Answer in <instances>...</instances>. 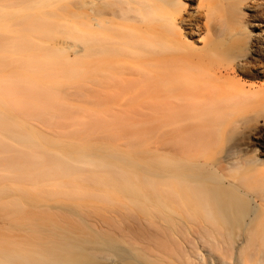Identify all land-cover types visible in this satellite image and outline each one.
<instances>
[{"label": "bare ground", "instance_id": "obj_1", "mask_svg": "<svg viewBox=\"0 0 264 264\" xmlns=\"http://www.w3.org/2000/svg\"><path fill=\"white\" fill-rule=\"evenodd\" d=\"M50 3L36 6L49 10ZM84 6L86 46L75 54L87 53L91 81L109 95L115 86L120 94L124 82L153 88L155 126L165 117L172 159L74 157L58 145L36 152L55 143L42 134L109 127L102 116L88 120L83 102L62 96L75 85L53 62H42L43 51L67 53L71 46L46 44L45 34L36 33L44 26L30 24L24 33L5 26L13 36L0 44V131L16 135L0 138V148L8 147L0 165L9 171L0 264H264V119L250 128V142H236L213 162L203 159L201 147L204 131L225 129L229 103L240 94L226 75L264 78V0H86ZM33 7V14L40 11ZM40 93L52 99L32 97ZM234 158L245 160L243 169L229 176ZM42 160L51 164L43 176L23 171L14 179L12 162ZM99 165L113 174L70 173Z\"/></svg>", "mask_w": 264, "mask_h": 264}, {"label": "rangeland", "instance_id": "obj_2", "mask_svg": "<svg viewBox=\"0 0 264 264\" xmlns=\"http://www.w3.org/2000/svg\"><path fill=\"white\" fill-rule=\"evenodd\" d=\"M54 1H57V7L54 6ZM62 1L63 2H61V0H0V44H4V41L9 38L8 35H10V37L13 36L12 33L8 34L6 27H9L13 32L24 33V30L31 24L33 28L44 26V32L37 31L36 33L40 35L45 34L42 38H44L43 41L46 44L49 43L53 46L60 41L62 42L60 44H65H63L62 47L71 46L72 50H68L67 53H60L61 55L58 51L50 49H48V51H43L44 53L40 55L41 59L43 58L42 62H53L55 64L53 67L56 70L62 73H67L69 75L67 80L71 81L70 83L75 86H73L74 88L72 89L71 95L64 93L62 96L69 99L71 102H83L88 110L87 119L94 121L102 116L101 118L104 119L103 122L108 125L109 129L96 131L90 129H84L82 131L75 130L61 136L56 134H42L40 135L41 138L53 140L56 144H43L40 148H36L35 151L37 152L39 149L40 152H48L46 149L51 148L49 146L58 145V147L71 151V154L74 157L78 156L80 153L91 154L98 152L97 154H114L119 157H126L136 161L149 163L170 161V159H172L170 148L168 146L170 137L168 128L164 125L166 123L165 117H162L161 115L162 120H158L157 117V121L159 122L158 125L156 124L155 126L153 115V107L155 105L152 94L153 88L148 84L124 82L119 85L120 94L115 92V89H117L115 86L113 88V94L109 95L107 94V88L104 85L99 83L94 84L89 75L87 53L83 51L81 55L75 54L76 49L81 50V46L85 49L86 46L87 15L85 13L86 7L84 6L86 0ZM40 2L41 4L39 5L38 3ZM44 2L47 3V9L50 2H54V5L50 3L53 5L50 6V8H52L49 10L45 8V10L44 8H40ZM36 3L40 7L38 5L37 7ZM33 4L38 10L40 8V11H35V14H33L35 9ZM32 8L34 9L32 10ZM41 9H44L43 11L46 15H42L43 12ZM57 9H59V11ZM45 11L48 12L46 13ZM38 12H42L40 14L42 16L37 15L36 13ZM49 16H52L51 19H49ZM56 17L59 18V20L57 19L59 23L57 22ZM24 19H27L29 23H23ZM25 25L26 28L24 27ZM63 41L68 42L65 43ZM62 56H64L67 61H64L65 58ZM55 58H57L58 61H56ZM10 65L11 64H7V67H4L7 69L6 71L8 74L12 71ZM226 77L233 79V85L240 91V94L237 93L235 97H232V101L229 103L231 106V113L227 118H224L223 122L225 129L220 131L212 129L204 131L205 139L204 144L201 146L203 147L202 154L204 157L203 159L208 160L209 162H213L218 156H220V153L224 149L227 150L234 146L236 142H250V139H247L250 128L258 122L261 124L264 119V78L252 80L239 75H226ZM93 84L94 86H92ZM94 88L97 89V91H95ZM47 94L48 93H40V95L35 94L32 95V97L37 99H52V96H46ZM41 95L46 97H41ZM108 99L118 102L117 105L119 106L113 109L110 108L107 103ZM91 101H98V105L93 104ZM162 114H164V112ZM37 116L40 117L41 121H48L47 119L45 120L42 118L44 117L42 114H37ZM14 135L16 134L6 132L5 130L0 131V138ZM4 145L6 144L4 143ZM7 150L8 147L0 148V153H5ZM20 151L23 152V148L20 149ZM252 156L253 155L249 153L246 158L250 159ZM244 161L245 160L241 158H234L231 161L232 165L229 167L227 174L229 176H234L241 173ZM12 164H14V179L23 178L26 172H29L34 177L43 176V171L46 172L51 167L50 162H46V160L39 161V163L33 161L32 166H28L22 162H12ZM23 171L25 174H23ZM49 172H54V176H62L65 174L64 172H55L53 170ZM8 173L9 171H7L6 163L3 162V164L0 165V251L7 246L8 230L5 220V200L7 194L5 187L7 181L5 179L6 174ZM70 173L77 177H95V175L106 176L113 174L110 169H108L107 172V169L102 165H99V168L85 166L81 169H71ZM46 175L53 176L51 173Z\"/></svg>", "mask_w": 264, "mask_h": 264}]
</instances>
